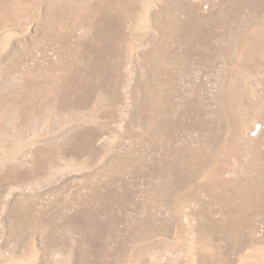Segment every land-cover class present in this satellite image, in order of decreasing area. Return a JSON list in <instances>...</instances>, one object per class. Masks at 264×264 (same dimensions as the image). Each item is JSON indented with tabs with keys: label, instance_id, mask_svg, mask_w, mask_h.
Listing matches in <instances>:
<instances>
[{
	"label": "rangeland",
	"instance_id": "obj_1",
	"mask_svg": "<svg viewBox=\"0 0 264 264\" xmlns=\"http://www.w3.org/2000/svg\"><path fill=\"white\" fill-rule=\"evenodd\" d=\"M0 264H264V0H0Z\"/></svg>",
	"mask_w": 264,
	"mask_h": 264
}]
</instances>
